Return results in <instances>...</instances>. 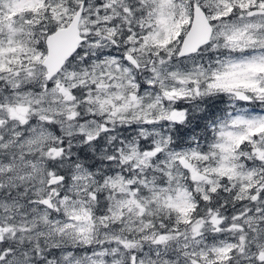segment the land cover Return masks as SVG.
<instances>
[{"label":"snow or ice","instance_id":"6c2138e0","mask_svg":"<svg viewBox=\"0 0 264 264\" xmlns=\"http://www.w3.org/2000/svg\"><path fill=\"white\" fill-rule=\"evenodd\" d=\"M0 264H264V0H0Z\"/></svg>","mask_w":264,"mask_h":264}]
</instances>
